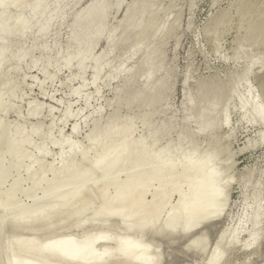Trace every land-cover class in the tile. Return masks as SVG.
Segmentation results:
<instances>
[{"label":"rangeland","instance_id":"rangeland-1","mask_svg":"<svg viewBox=\"0 0 264 264\" xmlns=\"http://www.w3.org/2000/svg\"><path fill=\"white\" fill-rule=\"evenodd\" d=\"M55 1L47 0V12L45 15H39L38 24L32 32L21 38L11 37L0 41L1 44H5L9 48L7 55L2 60L0 58V122L6 123L11 131L17 132L20 137H23L22 130L28 134L37 130V133L30 137L28 146L25 147L26 158H29V162L34 161L36 166L44 164V168L49 167L48 163L51 164L55 158H59L62 150L61 142L64 141L67 145L72 144L78 147L80 153L75 157V162L80 163L82 160H86L87 166L93 170L94 157L101 153L100 148L108 147L113 143L107 135V125L119 105L116 99L117 91L124 89L125 82L130 79L131 73H135V80H131L130 87L133 90L143 88L142 70L137 69L136 66L143 58H149L157 49L160 51L159 54L161 53L162 68L156 73L154 80L168 78V90L164 102L160 110L150 116V126L137 119L138 115L145 113L141 107V101L124 107L121 110V123H118L117 129L122 128L125 123H130L129 126H126L133 133L130 140L137 138L139 141H143L146 139L148 143H153L155 145L154 153L160 156V159L169 157L170 150H165L167 147L175 151L172 156L175 161H180L183 153L188 150L196 151L193 154H196L197 157H211L216 160L218 170L230 180V184L223 200L222 219L213 225L202 228L192 236L193 238L206 236L209 244L207 249L191 247L192 250L186 251L189 250L187 249L189 247L186 246H190L187 243L195 240L192 237L190 239V236H177L176 238L166 236L163 239L164 242L146 237L147 243H145L156 248L158 253L161 252V255L159 254L161 264H206L217 243L225 253L221 264H225V262L226 264H264V220L261 223L262 234L258 243L252 248H244L251 227L246 220L252 214V203L256 198L254 189L258 185L264 191V141L260 140V133L264 127L241 118L244 104L264 96L261 91V83L264 84V65L259 63V57L264 55V31L260 32L258 29L256 16L254 17L257 23L255 18L244 21L240 19L241 15L238 10L241 2L256 1L258 4H264V0L157 1L154 6V10L157 12L154 27L164 29L163 32L142 40L135 46L128 47V45L121 44L113 49V54H120V60L115 63V70L120 68L122 72L118 77H115L109 69H106L97 78L96 85L93 84L91 62L87 63L84 74H81L77 69L74 61L70 68H64L56 75V66L69 55L76 54L77 49L73 45V37L77 30L75 22L83 9L94 0H69L67 6L63 4L59 8ZM33 2V0H24L14 4L7 16L15 18L21 14L26 17V20L30 19L29 8ZM134 2L135 0H122L121 6L118 8V0H110L109 17L100 27L104 34L92 51V58L107 50L108 31H111L116 39L121 37L124 31L122 21L126 11L133 6ZM48 13L52 15V25L48 35L42 38L40 30L45 24ZM225 15H228L227 20L215 32L216 21ZM250 38L253 40L249 42ZM78 39V43L81 44V38L78 37ZM83 43L88 45L85 38ZM34 45L36 47L32 52L31 48ZM43 46L49 47L48 55L44 53ZM56 51L60 52L57 60L54 59ZM48 61H55L56 65L47 67ZM247 63H252L250 78L246 86L251 90V93L243 94L246 88L241 85L243 89H239L240 94L236 101L229 104L227 114L220 117V122H218L220 124L216 126L217 130L216 128H206L204 132L187 138V132L196 131V124L195 121H191L189 125H185V119L198 111L200 105L195 102L194 105L185 108L183 100L186 94L196 99L200 87L230 84L234 77L243 73ZM136 70H141L138 71L140 74ZM137 73L138 75H136ZM187 77L190 80L189 84L185 86ZM260 77L261 79H259ZM45 78L52 79L45 83ZM82 84H85L82 93L79 96L73 95V92ZM84 96L90 98L87 107L83 100ZM242 99L243 104H241ZM67 109L71 115L66 121L60 123V119ZM219 109L221 108L219 107ZM79 111V115H76ZM96 122H100L102 126L98 140L100 148L93 146V137H88ZM76 123L78 129L73 134ZM164 128L167 130L164 131ZM65 137H70L71 142H68ZM182 137H186V140L191 143L186 146L185 142L187 144V141H184L185 146L181 147L179 141ZM45 145H47V150L41 152L40 149ZM25 151L23 149V152ZM81 153H84L86 157L81 156ZM64 158H68L67 153ZM27 159L26 162H28ZM27 164H23L18 169V173L13 172L4 185L0 184V190L10 187L18 175L25 177L24 166ZM59 170L58 167L57 170L48 171L46 176L51 179L54 175L57 176ZM37 174L39 171L35 173V180L39 179L40 174L39 176ZM33 183L34 180L25 181L23 188L28 189ZM99 187L103 188L104 186L101 187L99 184ZM91 190L93 189H90V192H93ZM109 191L113 193V189ZM18 197L17 199L24 203H30V199L25 196L19 194ZM177 200V194L171 197L166 209L161 214L156 229L162 228L168 210L176 204ZM146 201H151L150 195L147 196ZM77 202L79 203L76 201V204ZM102 203L100 201L98 207ZM74 207L76 209L75 204L73 209ZM76 221L75 218H70L65 224L63 223L62 226H66L67 230L61 225H58L59 228L55 225L56 229L53 226L54 229L50 228L49 233L47 231V235L45 233L41 238L47 240V237L51 238L53 235L60 237L70 229L68 233H74L72 229ZM115 223L117 222H100L96 227L88 223L85 229L95 234L105 231L116 239L138 240L137 235L117 227L118 223ZM240 224L243 229L238 236L236 245L227 251V237ZM19 232H14L10 227H7L3 231V237L6 242H9L16 241L17 237L22 238V235L26 236L23 238L30 237L32 233L28 231L31 233L25 235L24 232H20V234ZM77 233L80 236L81 230H77L74 235ZM223 236H225L224 239ZM154 241H156V245L153 244ZM113 243L114 241H109L107 244H98L96 250L110 249ZM3 258L0 256V264H3L6 259Z\"/></svg>","mask_w":264,"mask_h":264},{"label":"bare ground","instance_id":"bare-ground-1","mask_svg":"<svg viewBox=\"0 0 264 264\" xmlns=\"http://www.w3.org/2000/svg\"><path fill=\"white\" fill-rule=\"evenodd\" d=\"M20 1L23 2L24 0H2V4H0V41L11 37L21 38L32 32L38 24L39 15H45L47 12V0H33L34 2L29 8L30 19L26 20V17L21 14H18L15 18H9L7 15L11 7ZM157 1L159 0H135L133 6L126 11L122 21L124 31L121 37L116 39L114 34L108 31L107 50L93 58L91 53L104 34L100 27L109 17L110 0L91 1L79 14L75 22L77 30L73 37V45L76 47L77 52L74 56L69 55L61 64L56 66V75L64 68H70L75 61L81 74L85 73L87 63L91 62L94 85L97 84L96 80L99 75L106 69H109L115 77H118L122 70L120 68L115 70V63L120 60V54H113V49L121 44L128 45V47L135 46L140 41L163 32L164 29L154 27L155 14H157L154 6ZM55 2L57 8H59L63 4L67 6L69 0H56ZM121 2L122 0H118V8L121 6ZM172 3L174 2L172 1ZM238 10L241 20L249 21L256 16L258 18V23L255 18L256 23L259 25L258 29L260 32L264 31V4H258L256 1L241 2ZM227 18L228 15H225L216 21L215 32L218 31V28ZM51 25L52 15L48 13L45 24L40 30V37L45 38L48 35ZM78 37L81 38V44L78 43ZM84 38L87 40L88 45L83 43ZM252 40L250 38L248 41ZM0 46V58L2 60L7 55L9 48L1 43ZM35 47L34 45L31 48L32 52ZM43 51L48 55L50 49L48 46H43ZM159 52L157 49L154 50L149 58H143L136 66L137 69L142 70L138 71L142 72L143 88L133 90L130 87L131 80L135 77V73H131L130 79L125 82L124 89L117 91L116 99L119 105L107 125V135L113 143L108 147L100 148L98 143L102 132L100 122H96L90 131L88 137H93V146L102 150L94 157L93 170L87 166L86 160H82L80 163L75 162V157L80 153L78 147L72 144L67 145L64 141L61 142L62 150L59 158H55L51 164L48 163L49 167L44 168V164L42 166L39 163V166H36L34 161L29 162V158H26L27 151H25V147L28 146L30 137L35 135L37 130L35 129L29 134L22 130L23 137H20L17 132H12L6 123L0 122V184L4 185L13 172H17L23 164L28 163L24 166L25 177L18 175L10 187L0 190V256L6 258L3 264H57V261L63 258L50 256L44 251V245L54 240L84 241L86 238L95 237V248L98 244H107L113 240L101 237L108 236V233L102 231L95 234L89 230L86 231L85 227L88 223L96 227L100 222L108 223L110 221L117 222L118 224L115 223L117 227L124 228L129 233L138 236L137 241L130 238H122V240L142 245L141 248L134 249L135 255L128 259L126 264H148V258H152L158 261V264H161V252L158 253L156 248H153L150 244L147 245L146 237H152L159 241L166 236L175 238L177 236H190L191 239L202 228L213 225L222 219L224 208L222 207L219 215H211L215 211L212 205L217 200V189L223 188L225 193L230 180L218 170L215 159L208 156L197 157L196 154H193L196 151L190 152L188 150L183 153L180 161H175L172 157L175 151L169 147L165 148V150H170L169 157L160 159V156L154 153L155 145L153 143H148L146 139L143 141H139L137 138L130 140L133 133L126 127L130 123H125L122 128L117 129L121 123V110L126 106L141 101V107L145 113L138 115L137 119L147 126L151 125L150 116L160 110L167 95L168 78L154 80L156 73L162 68L161 53L159 54ZM59 55L60 52L56 51L54 59L57 60ZM33 63L36 64V62ZM55 65V61H48L47 67H54ZM249 68L252 69V63H247L243 73L234 77L230 84H216L207 88H198L196 99L186 94L183 100L185 108L194 105L195 102L200 105L198 111L185 119V125H189L191 121H195L196 124V131L187 132V138L204 132L206 128H216L220 124L218 123L220 117L222 118L225 113L227 114L229 104L236 101L238 94H240L241 85L246 88L243 94L251 93V90L246 87L251 74V70L248 71ZM245 73H247L246 76ZM188 77L185 86L189 84L190 78L188 79ZM49 79L52 78H45L44 82L46 83ZM84 87L85 84H82L73 92V95L79 96ZM83 100L85 107H87L90 98L84 96ZM257 101L258 99H255L243 105L241 113L243 120L261 124L255 112ZM79 113L80 111L76 115H79ZM70 115L69 109H67L62 115L60 123L66 121ZM73 129H75V132H73L75 134L78 129L77 123ZM163 130L166 131L167 128ZM184 138L182 137L179 141L181 147L191 143L186 140V137ZM260 140L264 141V128L260 133ZM184 141H187V144L185 142L184 145ZM23 149L26 153L23 152ZM65 151L68 154L66 159L64 158ZM81 156H84V153H81ZM26 159L28 162H26ZM30 159L32 158L30 157ZM33 165L35 166L33 167ZM58 167L60 170L58 174L56 172L57 176L54 175L53 178L49 179L46 176L47 172L57 170ZM37 171H39L40 176L37 174L39 179L35 180L34 176ZM28 180H34V183L28 189H24L23 183ZM225 181L227 183H223ZM99 184L104 187L100 188ZM90 189H93L91 190L93 192H90ZM110 189H113V193L109 191ZM254 191L256 198L252 203V214L246 220L251 227L244 248L254 247L262 234L260 198L263 189L257 185ZM19 194L30 199V203L27 204L17 199ZM175 194L178 195L176 204L168 210L162 228L156 229L162 212ZM149 195L151 201L147 202L146 198ZM76 201H79L80 204L78 202L76 204ZM100 201L103 202V205L101 204L98 207ZM74 204L76 209L75 207L73 209ZM70 218L77 220L72 231L75 233L77 230H81L80 236L78 233L77 235H74L73 232L68 233L71 230L69 228L70 230L66 234H62L63 236L60 235L59 237L57 234L58 237H54V235L51 238L45 236L47 240L41 238L45 233L47 235V231L51 230L50 228L55 225L62 226ZM190 220H196L199 223L187 229L186 226ZM7 227H10L14 232H24L25 235L26 233H32L30 237L23 238L26 236L22 235L23 239L17 237L15 238L16 241L6 242L3 231ZM62 228H66V226H62ZM242 229L243 227L240 224L227 237V251L235 247ZM50 234L49 236L52 235ZM40 238L43 241H40ZM196 238L193 239L197 240L198 238ZM155 243L156 241L153 244L156 245ZM189 243L187 244L190 246H186L189 247L187 248L189 250L186 251L192 250L191 247L193 249L198 248L193 241ZM104 250L99 252L102 253ZM212 261L213 253L206 264H212Z\"/></svg>","mask_w":264,"mask_h":264},{"label":"snow or ice","instance_id":"snow-or-ice-1","mask_svg":"<svg viewBox=\"0 0 264 264\" xmlns=\"http://www.w3.org/2000/svg\"><path fill=\"white\" fill-rule=\"evenodd\" d=\"M2 4V0H0ZM255 63V61H254ZM259 63L264 65V55L259 57ZM251 69L249 68L248 71ZM247 73H245V76ZM261 91L264 93V84L261 85ZM243 99L241 104H243ZM256 115L259 117L261 122V127H264V96L259 97L256 108ZM75 132V129H73ZM68 142H71L70 137H65ZM47 150V145L40 149L41 152ZM35 165H33L34 167ZM223 183H227L226 181ZM217 200L212 205L213 211L211 215H219L223 207V200L225 197L224 189L218 188L216 192ZM261 219L264 220V191L261 193ZM199 221L190 220L187 229L196 226ZM235 235V234H234ZM103 239H111L114 241L110 249H105L102 253L97 251L95 248V237L86 238L84 241H64V240H54L44 245V251H46L50 256L62 257V260L57 261V264H126L128 259H131L135 253L134 249H139L142 247L140 243H132L127 240L116 239L112 235L101 237ZM193 243L199 247L207 249L209 247L208 240L206 236L199 237L194 240ZM225 253L221 250L220 244L217 243L215 250L213 251V261L212 264H220V261L224 257ZM148 264H158V261L148 258ZM226 264V262H225Z\"/></svg>","mask_w":264,"mask_h":264}]
</instances>
